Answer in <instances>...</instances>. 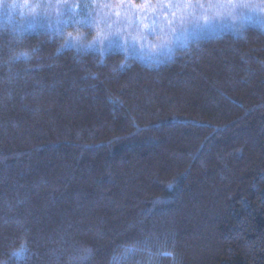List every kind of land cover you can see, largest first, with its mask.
<instances>
[{
	"label": "trees",
	"instance_id": "obj_1",
	"mask_svg": "<svg viewBox=\"0 0 264 264\" xmlns=\"http://www.w3.org/2000/svg\"><path fill=\"white\" fill-rule=\"evenodd\" d=\"M4 23L0 264H264V28L147 65Z\"/></svg>",
	"mask_w": 264,
	"mask_h": 264
},
{
	"label": "rangeland",
	"instance_id": "obj_2",
	"mask_svg": "<svg viewBox=\"0 0 264 264\" xmlns=\"http://www.w3.org/2000/svg\"><path fill=\"white\" fill-rule=\"evenodd\" d=\"M197 1L0 0V25L54 29L71 23L80 33L69 32L68 44L89 39L90 49L122 52L147 65L169 59L190 40L264 28V0Z\"/></svg>",
	"mask_w": 264,
	"mask_h": 264
}]
</instances>
